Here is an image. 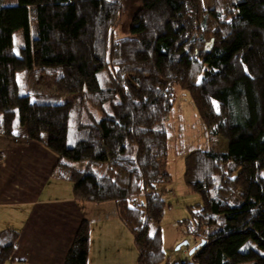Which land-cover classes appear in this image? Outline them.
Returning a JSON list of instances; mask_svg holds the SVG:
<instances>
[{
	"label": "trees",
	"instance_id": "16d2710c",
	"mask_svg": "<svg viewBox=\"0 0 264 264\" xmlns=\"http://www.w3.org/2000/svg\"><path fill=\"white\" fill-rule=\"evenodd\" d=\"M10 2L0 0V134L44 143L76 198L114 201L138 264H264V0H142L122 37L121 0ZM52 67L55 90L31 93L30 74ZM174 84L209 139H228L226 150L186 149L184 181L202 202L181 220L195 243L176 261L157 188L172 181ZM19 237L0 230V264H15ZM89 242L84 219L62 264H88Z\"/></svg>",
	"mask_w": 264,
	"mask_h": 264
},
{
	"label": "crops",
	"instance_id": "0c3cea01",
	"mask_svg": "<svg viewBox=\"0 0 264 264\" xmlns=\"http://www.w3.org/2000/svg\"><path fill=\"white\" fill-rule=\"evenodd\" d=\"M56 162L44 143L0 134V230L20 232L15 264H62L84 219L90 223L88 264H137L116 203L76 198L72 182L54 175Z\"/></svg>",
	"mask_w": 264,
	"mask_h": 264
},
{
	"label": "rangeland",
	"instance_id": "374dc122",
	"mask_svg": "<svg viewBox=\"0 0 264 264\" xmlns=\"http://www.w3.org/2000/svg\"><path fill=\"white\" fill-rule=\"evenodd\" d=\"M11 0L10 3H16ZM123 9L119 23L112 29L114 37H122L131 34V22L134 13L141 6L142 0H121ZM35 27L32 24V28ZM60 68L52 67L38 72H32L28 77V88L31 93H49L55 90V79L59 75ZM174 104L169 121L172 125L171 146L167 156L164 158L163 167L172 174V181L161 183L157 188L165 199V212L161 221L163 246L172 261H176L173 254L178 258L185 257L189 247L195 241L187 233V226L181 222L182 219L191 216L190 206H197L202 202L200 193L190 190L184 181L186 167L185 155L187 147L209 148L216 147L226 150L228 139L218 136L209 139L207 129L199 117V113L192 101L190 92L181 87L180 84L173 86ZM65 99V98H64ZM17 129V131L23 130ZM83 162H76L75 165L82 166ZM103 171V170H101ZM131 241L133 242V235ZM187 244L179 245L183 241ZM135 244V243H134ZM138 264V263H137Z\"/></svg>",
	"mask_w": 264,
	"mask_h": 264
},
{
	"label": "water",
	"instance_id": "95a60500",
	"mask_svg": "<svg viewBox=\"0 0 264 264\" xmlns=\"http://www.w3.org/2000/svg\"><path fill=\"white\" fill-rule=\"evenodd\" d=\"M187 243H188L187 240H186V241H183V242L179 245V247H180L182 244H187ZM197 247H198L197 245H196V246H193V247L190 249V253H192Z\"/></svg>",
	"mask_w": 264,
	"mask_h": 264
},
{
	"label": "bare ground",
	"instance_id": "6f19581e",
	"mask_svg": "<svg viewBox=\"0 0 264 264\" xmlns=\"http://www.w3.org/2000/svg\"><path fill=\"white\" fill-rule=\"evenodd\" d=\"M187 245H188V243H187Z\"/></svg>",
	"mask_w": 264,
	"mask_h": 264
},
{
	"label": "snow or ice",
	"instance_id": "6c2138e0",
	"mask_svg": "<svg viewBox=\"0 0 264 264\" xmlns=\"http://www.w3.org/2000/svg\"><path fill=\"white\" fill-rule=\"evenodd\" d=\"M215 103V102H214Z\"/></svg>",
	"mask_w": 264,
	"mask_h": 264
}]
</instances>
